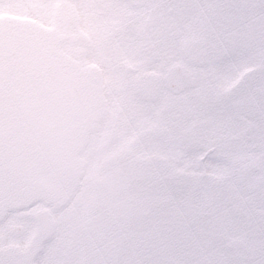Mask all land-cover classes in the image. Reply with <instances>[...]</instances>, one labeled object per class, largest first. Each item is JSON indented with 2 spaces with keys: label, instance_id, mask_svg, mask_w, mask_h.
Segmentation results:
<instances>
[{
  "label": "flooded vegetation",
  "instance_id": "flooded-vegetation-1",
  "mask_svg": "<svg viewBox=\"0 0 264 264\" xmlns=\"http://www.w3.org/2000/svg\"><path fill=\"white\" fill-rule=\"evenodd\" d=\"M0 18L57 33L61 51L98 75L106 106L80 156V189L52 213L36 264H159L157 236L178 264H264V208L253 205L264 202V0H0ZM186 44L199 57L183 56ZM240 54L249 65L231 72ZM186 197L212 207L180 216ZM42 210L10 214L0 248L23 247ZM240 221L244 232L231 233Z\"/></svg>",
  "mask_w": 264,
  "mask_h": 264
},
{
  "label": "water",
  "instance_id": "water-1",
  "mask_svg": "<svg viewBox=\"0 0 264 264\" xmlns=\"http://www.w3.org/2000/svg\"><path fill=\"white\" fill-rule=\"evenodd\" d=\"M61 44L57 33L35 22L0 19V224L11 213L44 208L33 215L34 233L23 249L0 248V264H35L54 233L48 210H63L79 189L86 167L80 156L105 120L98 75L65 56ZM200 50L186 44L182 53L199 57ZM174 75L169 70L164 81L178 93ZM16 229L5 232L19 237ZM149 241L159 264H173L159 238Z\"/></svg>",
  "mask_w": 264,
  "mask_h": 264
},
{
  "label": "rangeland",
  "instance_id": "rangeland-1",
  "mask_svg": "<svg viewBox=\"0 0 264 264\" xmlns=\"http://www.w3.org/2000/svg\"><path fill=\"white\" fill-rule=\"evenodd\" d=\"M241 56L244 57L243 54H240V56L237 57V59L228 61V66H230L229 70L231 72L238 71L241 68L248 67L249 60L247 58H245V57L243 58ZM219 75L223 76L222 78L224 79L225 85H226L227 82H229L231 80L230 74H228L226 72H224V73L220 72ZM218 87H220V86L218 85ZM166 99H167V95H164L161 98L160 102H159V106L162 105L165 102ZM165 151L167 152V150H165ZM215 168H216L215 166L210 165V172H211V175L214 176V177H215V175L219 174V171L217 169H215ZM131 192H132V187H131ZM192 204L195 207H197L198 209H204V210L205 209L208 210V209H210L212 207V206H209L206 202H203V200H199L198 198H195L192 201V203L191 202L187 203V206H190V205L192 206ZM253 205H255L256 207H259V208H264V202H262V201L255 202V203H253ZM180 224L181 225H185V223H179L178 225H180ZM248 225H251V223H249ZM230 232L231 233H236V234L243 233L244 229H243L242 221L237 222L236 224H233V227L230 229Z\"/></svg>",
  "mask_w": 264,
  "mask_h": 264
},
{
  "label": "trees",
  "instance_id": "trees-1",
  "mask_svg": "<svg viewBox=\"0 0 264 264\" xmlns=\"http://www.w3.org/2000/svg\"><path fill=\"white\" fill-rule=\"evenodd\" d=\"M178 191H180L181 194L187 196L190 194V188H187V186H178ZM187 197L183 198L182 201L179 204L178 210L183 211L184 214H187L188 210H191V205L187 206V203H190L189 200L187 201ZM180 212H178L179 215Z\"/></svg>",
  "mask_w": 264,
  "mask_h": 264
},
{
  "label": "snow or ice",
  "instance_id": "snow-or-ice-1",
  "mask_svg": "<svg viewBox=\"0 0 264 264\" xmlns=\"http://www.w3.org/2000/svg\"><path fill=\"white\" fill-rule=\"evenodd\" d=\"M189 147H191V145H189ZM196 147L199 151H205L210 147L209 142L205 141V140H200L196 143ZM218 155V153H217Z\"/></svg>",
  "mask_w": 264,
  "mask_h": 264
}]
</instances>
